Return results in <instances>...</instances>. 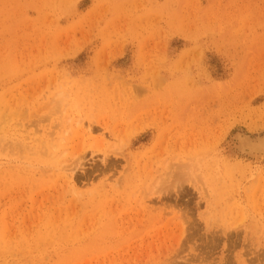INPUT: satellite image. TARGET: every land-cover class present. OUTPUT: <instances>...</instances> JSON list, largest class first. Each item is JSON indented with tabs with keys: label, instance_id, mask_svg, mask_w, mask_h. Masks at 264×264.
Here are the masks:
<instances>
[{
	"label": "rangeland",
	"instance_id": "obj_1",
	"mask_svg": "<svg viewBox=\"0 0 264 264\" xmlns=\"http://www.w3.org/2000/svg\"><path fill=\"white\" fill-rule=\"evenodd\" d=\"M261 137L264 0H0V264H264Z\"/></svg>",
	"mask_w": 264,
	"mask_h": 264
},
{
	"label": "bare ground",
	"instance_id": "obj_2",
	"mask_svg": "<svg viewBox=\"0 0 264 264\" xmlns=\"http://www.w3.org/2000/svg\"><path fill=\"white\" fill-rule=\"evenodd\" d=\"M255 141V140H254ZM249 143V141H248ZM253 145H255L257 148L259 149H264V137L259 138L258 140L256 139V141L253 143ZM240 223V222H239ZM235 227H233L234 229ZM182 229V228H181ZM184 232V231H183ZM191 234V233H189ZM195 235V234H194ZM180 241V240H179ZM178 242V241H177ZM180 244V243H179ZM202 254V253H201ZM196 256V255H195ZM183 258V257H182ZM226 261V260H225Z\"/></svg>",
	"mask_w": 264,
	"mask_h": 264
}]
</instances>
